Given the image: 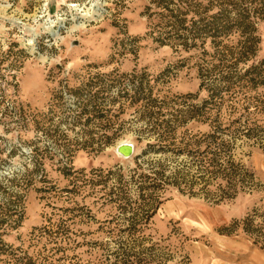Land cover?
<instances>
[{
  "label": "rangeland",
  "instance_id": "rangeland-1",
  "mask_svg": "<svg viewBox=\"0 0 264 264\" xmlns=\"http://www.w3.org/2000/svg\"><path fill=\"white\" fill-rule=\"evenodd\" d=\"M158 10L153 0H0V264H67L65 254L73 264H264V149L238 145L250 176L225 198L216 178L198 177L204 156L159 150L206 129L189 118L166 133L160 121L202 110L207 92L197 51L156 39ZM247 20L252 64L264 59V19ZM230 104L224 122L238 114ZM242 120L264 129V114ZM183 178L191 187L171 183Z\"/></svg>",
  "mask_w": 264,
  "mask_h": 264
},
{
  "label": "trees",
  "instance_id": "trees-1",
  "mask_svg": "<svg viewBox=\"0 0 264 264\" xmlns=\"http://www.w3.org/2000/svg\"><path fill=\"white\" fill-rule=\"evenodd\" d=\"M153 1L155 6L161 9L154 12L159 19L156 39L161 44L180 45L185 50L197 51V56L203 63L201 88L207 92L202 110L195 108L188 112L179 111L160 121V124H164L166 133H171L168 129L169 122H180L189 118L202 121L206 129L190 137H181L179 142L169 143L171 145L159 144V150L167 149L177 154H189L190 158L204 156V164L200 163V170L196 171L199 173L198 177L201 176L206 186L209 181L216 178L219 181L221 198L235 195L242 182L250 176L241 159L236 158L238 145L246 139L245 141H252L264 149L262 126L257 124L256 127H247L242 120L251 114H264V59L247 64L255 53L256 42V37L249 32L251 25L247 16L249 18L252 12L258 18L264 19V0H243L251 11L247 16L241 12L237 0ZM229 11L233 13L230 14ZM233 24L240 28L242 38L236 40L235 45H229L226 40L230 38ZM207 45L210 50L206 48ZM227 100L234 101L230 108L232 112L238 114L224 122L220 110ZM211 111L215 112L211 114ZM164 135L160 134L161 137ZM192 144L196 145V148L192 149L190 147ZM148 147L152 148L153 144H148ZM181 171L182 168L177 172ZM142 175L148 177L144 173ZM155 179L156 177H153V180ZM181 182L191 187L184 178L171 183L178 186ZM155 183L153 182V189L162 186L159 181ZM157 196L158 194L153 196V199ZM155 208L156 206H148L146 214L149 209L152 211L146 217L151 216ZM248 220L249 217L242 219V223H245L244 230H248L246 226ZM57 232L60 233V230ZM72 243L74 246L83 244L75 239H72ZM55 249L65 251L67 247L56 246ZM59 258H65L67 264H73L67 254Z\"/></svg>",
  "mask_w": 264,
  "mask_h": 264
},
{
  "label": "bare ground",
  "instance_id": "bare-ground-1",
  "mask_svg": "<svg viewBox=\"0 0 264 264\" xmlns=\"http://www.w3.org/2000/svg\"><path fill=\"white\" fill-rule=\"evenodd\" d=\"M122 147H121V149L123 150V152L125 153V156L126 157H129V156H131V154L129 155V153H130V151H131V149H132V151H133V147H132V145H130V144H122L121 145ZM117 153V152H116ZM119 153V152H118ZM119 154H121V153H119ZM123 155V154H122ZM128 155V156H127ZM124 156V155H123Z\"/></svg>",
  "mask_w": 264,
  "mask_h": 264
},
{
  "label": "water",
  "instance_id": "water-1",
  "mask_svg": "<svg viewBox=\"0 0 264 264\" xmlns=\"http://www.w3.org/2000/svg\"><path fill=\"white\" fill-rule=\"evenodd\" d=\"M121 147H122L121 145H118L117 148H116V150H117V152H119V153H121V154H123L125 156V153L123 152V150L121 149ZM130 153H131V151H130Z\"/></svg>",
  "mask_w": 264,
  "mask_h": 264
}]
</instances>
